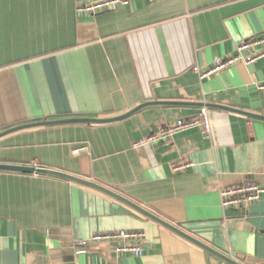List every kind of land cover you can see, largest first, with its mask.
Instances as JSON below:
<instances>
[{
    "label": "crops",
    "instance_id": "1",
    "mask_svg": "<svg viewBox=\"0 0 264 264\" xmlns=\"http://www.w3.org/2000/svg\"><path fill=\"white\" fill-rule=\"evenodd\" d=\"M88 1L0 0V132L106 119L4 134L0 163L97 182L221 255L94 187L0 170V264H264V194L226 210L219 195L264 182V91L256 86L264 57L206 78L191 69L264 34V0H130L78 11ZM203 107L209 134L190 128L135 143ZM185 162L187 170L175 169ZM118 229L144 232L141 256L92 239ZM78 240L85 252L74 249Z\"/></svg>",
    "mask_w": 264,
    "mask_h": 264
},
{
    "label": "built area",
    "instance_id": "2",
    "mask_svg": "<svg viewBox=\"0 0 264 264\" xmlns=\"http://www.w3.org/2000/svg\"><path fill=\"white\" fill-rule=\"evenodd\" d=\"M129 4L130 0H91L79 6L78 11H82L86 14H96L104 10L115 8L118 5L125 7ZM245 49L251 51V53L244 55L242 51ZM263 57L264 34H260L242 41L233 54L217 58L211 66L194 65L191 69L200 78H206L214 76L230 66L239 63L249 65ZM256 86L258 90L264 91V80L257 82ZM190 128H199L204 133H210L211 123L209 112L206 107L201 108L197 116L188 119L178 118L135 143L137 145L155 143L160 140L173 138ZM190 166L191 162H185L176 166L175 169L178 171H185ZM262 194H264V182H247L235 186L224 187L219 191L221 206L224 210L238 208L257 201ZM144 237L145 234L142 230L118 229L95 233L92 239L95 241L112 242L115 247V252L118 255L128 253L135 257H139L144 253ZM86 243V240H78L74 243L73 247L78 253L85 252L84 245H86Z\"/></svg>",
    "mask_w": 264,
    "mask_h": 264
},
{
    "label": "water",
    "instance_id": "3",
    "mask_svg": "<svg viewBox=\"0 0 264 264\" xmlns=\"http://www.w3.org/2000/svg\"><path fill=\"white\" fill-rule=\"evenodd\" d=\"M115 119V118H112ZM112 119H108V120H112ZM106 119H85V118H70V119H61V120H44V121H39V122H32V123H27V124H21L19 126H15L12 127L10 129L4 130L3 132H0V136L13 132V131H17L20 129H25V128H29V127H35V126H41V125H51V124H60V123H68V122H75V121H93V122H100V121H105ZM0 170H9V171H17V172H26V173H38V174H44V175H51V176H57V177H61L67 180H71L74 182H78L81 184H85L91 187H94L96 189H99L123 202H125L126 204H128L129 206H131L132 208L138 210L139 212L143 213L144 215L152 218L153 220H156L157 222H160L162 225L166 226L167 228H169L170 230L176 232L177 234L183 236L184 238L188 239L189 241L195 243L196 245L216 254V255H221L220 253L214 251L210 246H208L207 244H205L204 242H201L200 240H198L197 238L191 236L190 234H187L186 232H184L183 230L179 229L178 227L174 226L173 224L162 220L161 218H158L157 216H155L154 214H152L151 212L147 211L146 209H144L143 207H141L140 205L132 202L131 200L127 199L126 197H124L123 195L117 193L116 191L107 188L101 184H98L97 182H93L91 180L70 174V173H66L60 170H55L52 168H46V167H36V166H30V165H16V164H6V163H0ZM225 257V256H223ZM228 262H230L231 264H243L240 261L237 260H233L231 258H225Z\"/></svg>",
    "mask_w": 264,
    "mask_h": 264
}]
</instances>
